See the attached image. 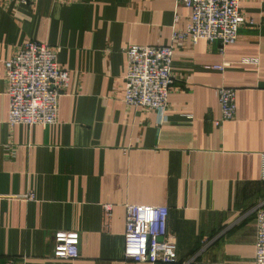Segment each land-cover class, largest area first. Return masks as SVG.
Segmentation results:
<instances>
[{"label": "crops", "instance_id": "0c3cea01", "mask_svg": "<svg viewBox=\"0 0 264 264\" xmlns=\"http://www.w3.org/2000/svg\"><path fill=\"white\" fill-rule=\"evenodd\" d=\"M240 7L248 22L223 52L219 40L174 44L175 82L159 124L156 111L123 101L125 49L171 44L188 7L0 1V264H151L124 258L128 204L170 207L173 264H255L256 208L264 207V0ZM31 39L60 48L69 86L57 123L10 126L4 62ZM224 62V71L206 67ZM223 85L237 89V113L216 125ZM28 192L35 198L18 197ZM57 230L80 233L79 258L53 256Z\"/></svg>", "mask_w": 264, "mask_h": 264}, {"label": "built area", "instance_id": "2783aa9c", "mask_svg": "<svg viewBox=\"0 0 264 264\" xmlns=\"http://www.w3.org/2000/svg\"><path fill=\"white\" fill-rule=\"evenodd\" d=\"M8 1V0H0ZM29 4L35 0H10ZM190 9L184 28L176 26L171 44H131L125 49L127 71L123 101L131 107L152 109L158 114L159 124L167 121L169 95L175 76L171 66L174 44L178 40L200 39L219 40L221 51L237 41L241 26L248 19L241 11V0H177ZM180 15L175 16V24ZM249 22L253 23L252 20ZM60 48L37 40H26L17 53L5 60V81L9 97L7 122L10 126L25 124L50 125L58 122L59 101L69 86V70L59 64ZM244 62L257 63L258 59L245 58ZM228 62L207 65L224 71ZM217 94L221 105V117L215 121L222 125L233 120L237 113V89L219 86ZM7 155L14 157L16 147L6 145ZM261 175L264 179V153L262 154ZM32 200L33 192L18 195ZM106 218L112 215L113 205H103ZM170 207L167 205L126 206V230L123 255L126 260L151 263L173 264L178 261L177 245L168 232ZM80 233L71 230L55 231L53 256L74 260L80 256ZM8 264H13L11 260ZM255 264H264V207L256 208Z\"/></svg>", "mask_w": 264, "mask_h": 264}]
</instances>
